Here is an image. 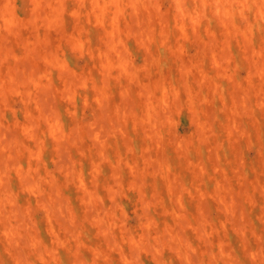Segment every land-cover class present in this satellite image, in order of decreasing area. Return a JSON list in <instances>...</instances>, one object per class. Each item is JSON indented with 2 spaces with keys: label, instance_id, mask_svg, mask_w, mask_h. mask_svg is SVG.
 Returning <instances> with one entry per match:
<instances>
[{
  "label": "clouds",
  "instance_id": "1",
  "mask_svg": "<svg viewBox=\"0 0 264 264\" xmlns=\"http://www.w3.org/2000/svg\"><path fill=\"white\" fill-rule=\"evenodd\" d=\"M0 264H264V0H0Z\"/></svg>",
  "mask_w": 264,
  "mask_h": 264
}]
</instances>
